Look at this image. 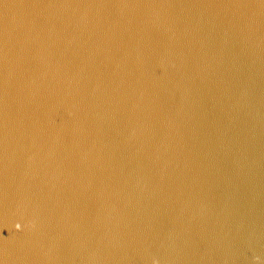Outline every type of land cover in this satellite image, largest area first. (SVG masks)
<instances>
[{
	"label": "clouds",
	"instance_id": "1",
	"mask_svg": "<svg viewBox=\"0 0 264 264\" xmlns=\"http://www.w3.org/2000/svg\"><path fill=\"white\" fill-rule=\"evenodd\" d=\"M17 228H19V225H17Z\"/></svg>",
	"mask_w": 264,
	"mask_h": 264
}]
</instances>
